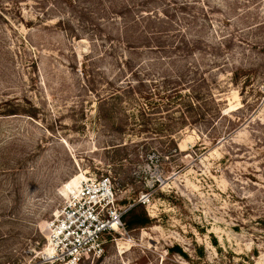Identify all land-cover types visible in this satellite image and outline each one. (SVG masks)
<instances>
[{"label":"rangeland","instance_id":"obj_1","mask_svg":"<svg viewBox=\"0 0 264 264\" xmlns=\"http://www.w3.org/2000/svg\"><path fill=\"white\" fill-rule=\"evenodd\" d=\"M103 176L81 264H264V0H0V264Z\"/></svg>","mask_w":264,"mask_h":264},{"label":"built area","instance_id":"obj_2","mask_svg":"<svg viewBox=\"0 0 264 264\" xmlns=\"http://www.w3.org/2000/svg\"><path fill=\"white\" fill-rule=\"evenodd\" d=\"M130 208L119 206L110 177L81 181L47 225V244L54 250L51 259L56 264H81L90 256L100 257L105 233H127L123 216Z\"/></svg>","mask_w":264,"mask_h":264},{"label":"trees","instance_id":"obj_3","mask_svg":"<svg viewBox=\"0 0 264 264\" xmlns=\"http://www.w3.org/2000/svg\"><path fill=\"white\" fill-rule=\"evenodd\" d=\"M131 87H133V85H128V88L130 89ZM125 89H122V90H118V91H115V92H122V91H124ZM114 92V93H115ZM118 94V93H117ZM131 211V209H129L125 214H124V216H123V221H124V224H125V227H126V229L127 228H131V226H132V224H134V223H139V224H145V223H147V218L146 219H141V220H136V221H131L130 223H128L126 220H125V218H126V216H127V214L129 213Z\"/></svg>","mask_w":264,"mask_h":264},{"label":"bare ground","instance_id":"obj_4","mask_svg":"<svg viewBox=\"0 0 264 264\" xmlns=\"http://www.w3.org/2000/svg\"><path fill=\"white\" fill-rule=\"evenodd\" d=\"M86 179H87V178H85V180H86ZM80 184H81V181H80V183L78 184L77 189H79ZM77 189H76V191H75L74 193H72V194H75V193L77 192ZM46 250H47V253H46V254L49 255L50 257H52V254H53V252H54L53 247H52L51 245L48 244V248H47Z\"/></svg>","mask_w":264,"mask_h":264}]
</instances>
